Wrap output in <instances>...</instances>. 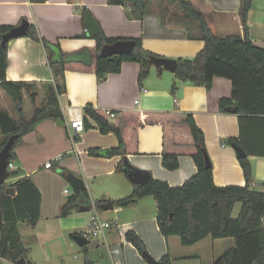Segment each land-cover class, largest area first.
<instances>
[{
  "label": "crops",
  "instance_id": "obj_1",
  "mask_svg": "<svg viewBox=\"0 0 264 264\" xmlns=\"http://www.w3.org/2000/svg\"><path fill=\"white\" fill-rule=\"evenodd\" d=\"M187 1L205 15L209 27L217 36L245 35L242 0ZM84 6L99 21L107 36L139 37L143 48L154 54L172 59L192 58L204 48L205 42L199 24L187 16L178 4L168 0H151L142 19L130 18L127 7L110 4L108 0H46L45 2L0 0V24L16 26L23 19H27L30 25L34 24L37 27L40 36L53 43L58 42L64 51L73 52L72 57L76 60L89 62L90 54L84 48L95 45L96 40L89 35L84 23V13H82ZM247 24L253 43L264 48V0L252 1ZM140 69L139 62L125 61L120 72L109 73L102 80H99L94 73L67 70L66 90L60 96L63 118H60L61 120L47 118L41 121L16 145L17 157L12 162L19 174L10 182L19 177L29 176L42 193L39 221L35 225L19 223L24 245L23 228L26 232H33L35 240L37 242L40 240L44 246L46 238L51 239L56 235L64 238L69 235L79 245L72 234L80 235L97 216L110 221L112 228L104 235L95 237L94 243H91L92 237L89 243L84 245L87 246L84 264L101 263V260L95 263L91 255L94 254L92 252L99 251L102 245L107 247L113 264H123L116 260V255H123L125 258L127 248H130L139 260L137 264H141L140 262L146 259L126 239V232L129 230L135 231L143 239L147 251L155 259L159 260L169 254L172 264L202 257L200 252L204 247L209 248L208 259L209 264H212L225 250L235 245L233 238L209 240L208 236L192 246H184L181 243L178 247L179 241L176 235L167 238L160 230L157 220L158 203L153 195L143 196L136 203L126 207L114 205L113 209H102V203L108 201L114 203L127 197L137 184L124 170L125 159L132 166L148 171L150 177L166 181L172 186H180L195 175L197 166L189 155L180 156V165L175 170L163 166L161 125L142 126L138 134V153L129 154L125 159L122 155L107 153L108 149L118 146V137L114 132L102 133L96 121L90 117L91 127H86L85 131L74 135L79 137L75 140L70 136L68 129L70 117L68 107L71 106L83 110L86 105L92 104L96 108L105 110L192 112L205 134L215 184L218 186L246 184L237 151L229 142V139L237 138L248 151L247 157L252 165L251 184L264 186V117L240 116L236 113L220 111V99L230 98L233 93L230 79L215 77L212 87L208 89L205 85L179 79L175 72L159 71L156 66L150 65L148 77L140 82ZM6 75L9 80L35 83L38 105L45 100L47 86L55 82L43 43L29 36L14 37L8 42ZM178 80H181L180 84L177 83ZM7 95L0 87V109L9 108L8 112L6 109L5 111L16 121L19 114L12 115L13 106ZM41 96L42 101H40ZM24 97V112L29 117L31 114L27 113L25 108L26 103L31 101L27 93ZM33 107L32 104V112ZM27 109L29 110V107ZM1 133L0 128V146L3 138ZM92 148L98 149V154L90 155L89 149ZM48 161H52V166L46 168L45 163ZM69 172L84 179L89 197L82 204H91L93 208L81 210L79 206L68 216L62 217L60 215L62 204L70 195L77 192L67 181L66 176ZM65 189L70 190L69 195L64 193ZM241 206L240 202L235 205L234 217L238 216ZM39 225L44 228V232L36 234ZM79 246L84 250V246ZM110 248H118L119 252L112 254ZM178 251L180 253H177ZM74 257L78 258L77 255ZM33 263L34 260L28 253L26 264ZM0 264L12 263L0 255Z\"/></svg>",
  "mask_w": 264,
  "mask_h": 264
},
{
  "label": "trees",
  "instance_id": "obj_2",
  "mask_svg": "<svg viewBox=\"0 0 264 264\" xmlns=\"http://www.w3.org/2000/svg\"><path fill=\"white\" fill-rule=\"evenodd\" d=\"M45 2L46 0H30ZM151 0H108L110 4L122 5L129 9V17L142 19ZM176 3L182 11L199 24L204 48L192 58L176 59L175 75L197 85L212 87L215 77H225L232 81L233 93L230 98H221V112L264 117V48L253 43L248 31V13L253 0H242V19L245 35L217 36L209 27L206 17L187 0H168ZM89 10L82 8V13ZM12 24H0V87L11 97L19 117L13 131L4 134L2 147L12 134H18L10 160L16 159V145L23 136L32 132L47 118H63L60 96L66 90L65 72L67 70L89 72L99 80L109 73H118L125 61L141 64L140 82L148 77L150 64L146 55L163 57L147 51L139 37H109L102 30L94 37L95 45L85 47L90 61L84 62L72 57L73 52L64 51L61 45L40 36L37 27L30 25L29 36L41 41L47 51L48 63L53 70L55 82L47 86L45 100L38 105L36 84L23 80L7 79L8 44L2 46L3 35L14 28ZM117 40L135 41L134 50L119 56H103L101 50L105 44ZM27 93L34 105L29 117L24 112ZM0 112H5L0 109ZM86 127H91L89 117L94 119L102 133L114 132L118 137V146L108 149L111 154L126 158L139 151V129L145 125H161L163 128L162 164L169 170L180 165V156H191L197 166V173L180 186H172L166 181L150 177L136 184L134 190L125 198L114 201L118 207H126L137 202L143 196L153 195L158 203L157 220L165 237L179 236L184 246H192L206 237L213 239L233 238L235 245L225 250L212 264H264V190L251 186L252 165L248 157L239 158L244 170L246 184L218 186L214 182L212 163H206L205 134L197 124L192 112L187 111H138L131 109L113 110L114 116L105 109L88 104L84 108ZM75 140L79 137L75 136ZM232 144L241 145L237 138L229 139ZM248 152V151H247ZM90 155L98 154V149H89ZM122 168V164L119 167ZM19 174L10 171L7 178ZM12 187L14 194H7ZM87 189L70 195L62 204L60 215L68 216L88 199ZM242 204L237 217L233 216L235 205ZM42 193L29 176L14 179L9 184H0V255L11 263L24 258L28 262L29 249L24 245L19 223L35 225L41 216ZM100 205V203L98 204ZM75 236V234H72ZM126 239L143 255L147 251L143 239L133 230L126 232ZM87 254V246H84ZM159 264H172L169 254L159 259Z\"/></svg>",
  "mask_w": 264,
  "mask_h": 264
},
{
  "label": "water",
  "instance_id": "obj_3",
  "mask_svg": "<svg viewBox=\"0 0 264 264\" xmlns=\"http://www.w3.org/2000/svg\"><path fill=\"white\" fill-rule=\"evenodd\" d=\"M84 23L90 36L95 37L101 33L102 27L99 21L89 10H86L84 12ZM29 28L30 22L27 19H23L19 25H16L14 28L3 35L2 46L6 47L8 42L14 37L25 35L28 32ZM134 47L135 41L133 40H117L112 44H105L101 50V55L119 56L124 53H131L134 50ZM146 59L150 65L156 66L159 71L168 70L171 72H175L176 70V59L161 58L149 55H146ZM180 82L181 80L177 81V83L179 84ZM15 127L16 121L13 119V117L7 112H0V128L2 133H9L13 131ZM17 138L18 134H12L7 140L6 144L0 150V184L5 183L10 175V172L8 171V165L10 162L11 151L14 148ZM233 146L237 151L238 158H244L248 156L247 151L241 145L233 144ZM107 153L110 154L111 152L107 150ZM206 163L208 166L211 165V161L208 155H206ZM124 170L128 174L129 178L137 184H140L150 178V173L148 171L132 166L127 159L124 160ZM66 178L75 191L83 190L86 187L84 179L77 176L73 172H69ZM6 192L7 194H14L15 190L12 187H8L6 189ZM101 207L103 210H110L114 208V203L112 201H108L102 203ZM79 208L81 210H87L93 208V205L82 204ZM74 238L81 246L89 243V239L83 237L82 235L76 234ZM143 256L149 264H159V260L155 259L148 251H144ZM16 264H26V260L22 258Z\"/></svg>",
  "mask_w": 264,
  "mask_h": 264
},
{
  "label": "rangeland",
  "instance_id": "obj_4",
  "mask_svg": "<svg viewBox=\"0 0 264 264\" xmlns=\"http://www.w3.org/2000/svg\"><path fill=\"white\" fill-rule=\"evenodd\" d=\"M9 102L13 106V111L14 113L12 115L18 114L16 111V107L11 98L7 95ZM43 98L42 96L40 97V101H42ZM29 107V110L27 109ZM7 111L9 108H3V111ZM26 112L30 113L32 112V104L30 102L26 103ZM5 111V112H6ZM8 112V111H7ZM14 115V116H15ZM1 137H4V134L1 133ZM11 179L7 180V184L10 183ZM264 185V184H263ZM71 188V187H70ZM257 190H264V186H257ZM238 210V209H237ZM23 230V236L25 237V245L27 248H29L30 256L33 258L34 263L33 264H84L85 259L87 254L79 245L76 244V242L68 235L65 238L62 237L61 235H56L55 237H51V239L46 238V241L44 242L45 246L42 245L43 243L39 240L37 242L34 238V233L33 232H26V229ZM44 228L39 225L37 228V231L35 232L36 234H39L43 231ZM65 239L67 242H65ZM95 237L91 239V243H94ZM176 239H178V247H180L181 242L180 238L176 236ZM209 240L212 239L211 237L208 238ZM208 240V241H209ZM205 248V249H204ZM201 249L200 254H202V257H197V258H192L188 259L187 261L180 262V263H175V264H209V259H208V253H209V248L204 247ZM91 255L93 259H95V263H98L99 260H101L100 264H113L110 254L108 252L107 247H104L103 245L101 246V249ZM91 253V254H92ZM177 253H180L178 251ZM126 257L124 258L123 255H116V260L121 261L123 264H137L138 259L136 258L135 254L131 252L130 248L126 249ZM77 255L78 258H75L74 256ZM126 259V260H125ZM134 259V260H133ZM197 259V260H196ZM142 261V260H141ZM141 264H148L146 260H143V262H140Z\"/></svg>",
  "mask_w": 264,
  "mask_h": 264
},
{
  "label": "built area",
  "instance_id": "obj_5",
  "mask_svg": "<svg viewBox=\"0 0 264 264\" xmlns=\"http://www.w3.org/2000/svg\"><path fill=\"white\" fill-rule=\"evenodd\" d=\"M69 111V123H68V129L70 136L74 137V135L80 134L86 129V114L83 109L80 107L71 106L68 107ZM108 114L111 116H114L113 110L107 109L106 110ZM225 146V144H223ZM52 166V161H48L45 163V167L49 168ZM15 170L14 163L10 160L8 165V171ZM252 187H257L255 183L251 184ZM64 193L66 195L70 194L69 189H65ZM112 228V225L110 221L103 220L100 217H94L92 221L89 223L87 228L81 232L80 235L83 237L90 239L92 237H99L101 235H104L108 230ZM110 252L112 254L118 253V248H110Z\"/></svg>",
  "mask_w": 264,
  "mask_h": 264
}]
</instances>
